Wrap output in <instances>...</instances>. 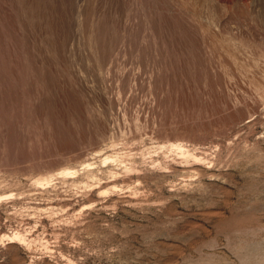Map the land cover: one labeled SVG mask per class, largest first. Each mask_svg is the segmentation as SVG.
<instances>
[{
    "label": "rangeland",
    "instance_id": "1",
    "mask_svg": "<svg viewBox=\"0 0 264 264\" xmlns=\"http://www.w3.org/2000/svg\"><path fill=\"white\" fill-rule=\"evenodd\" d=\"M0 264H264V0H0Z\"/></svg>",
    "mask_w": 264,
    "mask_h": 264
},
{
    "label": "bare ground",
    "instance_id": "2",
    "mask_svg": "<svg viewBox=\"0 0 264 264\" xmlns=\"http://www.w3.org/2000/svg\"><path fill=\"white\" fill-rule=\"evenodd\" d=\"M202 3V2H201ZM188 4V3H187ZM211 7V6H210Z\"/></svg>",
    "mask_w": 264,
    "mask_h": 264
}]
</instances>
